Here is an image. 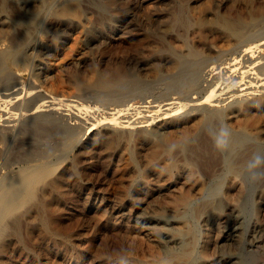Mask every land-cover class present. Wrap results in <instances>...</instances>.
<instances>
[{
	"label": "rangeland",
	"instance_id": "1",
	"mask_svg": "<svg viewBox=\"0 0 264 264\" xmlns=\"http://www.w3.org/2000/svg\"><path fill=\"white\" fill-rule=\"evenodd\" d=\"M0 58V198L12 206L0 264H186V252L221 264L254 250L264 0H0ZM90 71L122 81L101 90ZM238 133L232 161L259 151L247 177L227 167ZM39 167L20 198L2 188L29 187Z\"/></svg>",
	"mask_w": 264,
	"mask_h": 264
},
{
	"label": "bare ground",
	"instance_id": "2",
	"mask_svg": "<svg viewBox=\"0 0 264 264\" xmlns=\"http://www.w3.org/2000/svg\"><path fill=\"white\" fill-rule=\"evenodd\" d=\"M37 13V11H36ZM35 14V13H34ZM15 15V14H14ZM35 15L34 17L32 16V20H31V23L34 24L36 22V19H35ZM261 23V22H260ZM228 24V23H227ZM228 27V25H227ZM230 28V27H229ZM7 53V51H5ZM4 52V54H5ZM187 52V55L185 57H190V58H197L198 57V53L193 51V50H190L188 49ZM3 55V54H2ZM184 56V55H183ZM182 56V57H183ZM9 57L10 59L12 60H17L21 57V54L18 53L17 51H10L9 52ZM180 55L178 56V54H171V58H172V64L174 65L175 68H178L180 67L185 61H184V57L182 58ZM170 58V59H171ZM187 58V59H188ZM1 59V58H0ZM260 60V59H259ZM264 61V60H262ZM2 65V64H1ZM4 68V67H3ZM91 73L89 74L90 77H89V81L88 83L98 89H101V90H108V89H111L114 85L116 84H119L121 83L122 79L119 78V74L117 73L116 75L118 76L115 81L114 80H110L108 78H104L102 76H100L99 73L95 72V71H90ZM88 73V72H87ZM84 75L85 73L84 72H80V77L81 78H84ZM5 83V82H4ZM183 83H179L177 86L180 88L181 85ZM2 85V83H1ZM183 87V86H182ZM8 88V86H7ZM216 118V117H215ZM214 119V118H213ZM35 124V123H34ZM42 124V123H41ZM40 125V124H39ZM52 125V124H51ZM61 125V124H60ZM29 126V125H28ZM37 126V125H36ZM55 126V125H54ZM1 127V126H0ZM53 127V125H52ZM26 128V127H25ZM40 128V127H39ZM55 129H58L56 127H54ZM30 130V129H29ZM46 130V129H45ZM52 130V129H51ZM43 131V130H42ZM208 131V130H207ZM35 132V131H34ZM58 132V131H57ZM69 133V132H67ZM237 133V132H236ZM235 133V134H236ZM31 134V133H30ZM33 134V133H32ZM70 135V133H69ZM242 135V134H241ZM244 136H241L239 135L238 133V136L236 135H232L231 138H230V141L228 142L227 144V167L229 170L233 171L234 173H237V175H241V176H250L252 173H255V169L258 168L256 162H254V160L256 158H258V154H259V151L258 149H254V150H249V152L247 154H243L241 153V155L238 157L237 155V158H234V160L232 161V158L234 157V154H236V149L241 147L243 145V139L242 138ZM207 139V138H206ZM246 139V138H245ZM209 142V141H208ZM211 142V141H210ZM212 144V143H211ZM187 145V144H186ZM192 145V144H191ZM209 145V144H208ZM201 147V146H200ZM207 147V146H206ZM246 147V146H245ZM205 148V147H204ZM249 147H247L248 149ZM188 149V148H187ZM201 149V148H200ZM209 149V147L207 148ZM218 152V151H217ZM241 152V151H240ZM198 153V152H197ZM208 153V152H207ZM199 154V153H198ZM210 154V153H209ZM38 155V154H37ZM196 155V154H195ZM198 156V155H197ZM210 156V155H209ZM224 157V156H223ZM203 159V158H202ZM212 160V159H211ZM45 162V161H44ZM46 165V164H45ZM262 167H264V163H262L261 165ZM261 167V168H262ZM39 171H35V170H30L25 176H26V183L29 185V187H25V188H20L18 187V183L15 182V183H11L10 185H5V186H2V188L4 190H9V191H12L13 193H15V197L18 199L20 198V195L22 193V191H27V192H30L29 188L30 186L35 182V179L38 178V176H40V174H42L45 170H46V167H39L38 168ZM262 171V170H261ZM21 179V177H19V180ZM25 179V178H24ZM242 179V177H241ZM249 180V179H248ZM261 181V180H260ZM242 182V181H241ZM9 184V183H8ZM24 193V192H23ZM5 194V193H4ZM244 197V194L241 198ZM222 201V200H221ZM243 202V201H242ZM208 205H213V206H219V201H215L214 203H209ZM243 205V204H242ZM241 205V206H242ZM204 206V205H203ZM239 206V207H241ZM238 207V208H239ZM243 207V206H242ZM232 208V207H231ZM199 209V208H198ZM211 209V208H210ZM240 209V208H239ZM12 210V206H11V203H10V200L9 199H5L4 197L0 198V233L2 231V228H1V223H2V220L3 218L10 214ZM242 210V209H240ZM239 210V211H240ZM236 212V211H235ZM234 212V213H235ZM234 218V217H233ZM247 218V217H246ZM238 219V217L236 218V220ZM242 219V217H241ZM235 220V219H234ZM240 220V219H239ZM235 223V222H234ZM239 224V222H238ZM237 224V225H238ZM250 224H252V222L250 221ZM231 226V225H230ZM253 227L255 228V232L250 236V238H252V248L254 249L253 251H249L247 253V256L246 258H242V259H235L234 257H227L224 259V261H222L221 264H264V262H262L260 259L261 257H264V228L260 227V226H257L256 223H253ZM237 228V227H236ZM253 229V228H251ZM229 230V229H228ZM229 232V231H228ZM231 235L233 237H235V233H236V230L235 228L233 227V229L231 230ZM252 233V232H251ZM232 238V237H231ZM234 243V242H233ZM257 255H259L260 257H258ZM178 258L184 260V262L186 264H190V252H186L182 255H180ZM216 263V262H215Z\"/></svg>",
	"mask_w": 264,
	"mask_h": 264
}]
</instances>
